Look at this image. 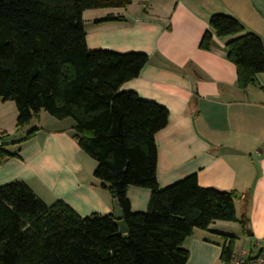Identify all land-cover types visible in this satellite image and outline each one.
I'll return each mask as SVG.
<instances>
[{
    "label": "trees",
    "instance_id": "16d2710c",
    "mask_svg": "<svg viewBox=\"0 0 264 264\" xmlns=\"http://www.w3.org/2000/svg\"><path fill=\"white\" fill-rule=\"evenodd\" d=\"M132 0H0V101L15 103L16 127L44 110L73 120L72 135L94 161L93 176L120 207L127 232L112 213L82 216L63 200L45 203L22 179L0 185V264H185L184 240L215 220L235 221V191L198 184L195 173L165 187L156 179L155 133L168 110L120 86L138 76L142 52L89 49L82 13L121 8ZM119 19L107 15L101 20ZM199 47L225 40L241 89L264 71L262 39L233 16L212 14ZM32 128L19 140H28ZM0 161L17 151L5 149ZM150 190L145 211L132 212L127 187ZM224 239L226 264L234 237Z\"/></svg>",
    "mask_w": 264,
    "mask_h": 264
},
{
    "label": "crops",
    "instance_id": "0c3cea01",
    "mask_svg": "<svg viewBox=\"0 0 264 264\" xmlns=\"http://www.w3.org/2000/svg\"><path fill=\"white\" fill-rule=\"evenodd\" d=\"M215 13L235 17L264 44V0H132L82 13L89 49L148 56L120 90L168 110L155 133L158 186L195 173L201 186L237 193V220L194 228L183 242L185 264H221L222 234L233 236L232 252L244 249L247 259L264 246V71L241 89L225 40L213 36L209 49L199 47ZM109 14L120 18L101 20ZM5 102L0 118L6 108L15 110ZM40 121L32 137L11 145L17 154L0 161V185L22 179L47 204L63 200L82 216L112 213L113 197L94 178L96 163L73 137V120L48 114ZM126 195L132 212L146 210L148 188L130 185Z\"/></svg>",
    "mask_w": 264,
    "mask_h": 264
},
{
    "label": "rangeland",
    "instance_id": "374dc122",
    "mask_svg": "<svg viewBox=\"0 0 264 264\" xmlns=\"http://www.w3.org/2000/svg\"><path fill=\"white\" fill-rule=\"evenodd\" d=\"M87 17V14H85V19ZM8 102H5L7 104L5 105H10L13 109L15 108L14 112L11 113V110L9 108H6L4 111V114H1L0 118V124L2 125V128H5L6 130L0 131V137L1 140L4 142V147L5 149L9 150L11 149V145H16L20 144L19 140L22 139L26 133L31 130L32 128H38L41 125L40 117L42 119V115H48L47 112L44 110H40L37 114L33 116L31 121L22 127H16L15 121H16V106L15 103L12 100H6ZM42 113V114H40ZM15 114V115H14ZM24 142V141H23ZM18 147H16L17 149Z\"/></svg>",
    "mask_w": 264,
    "mask_h": 264
},
{
    "label": "built area",
    "instance_id": "2783aa9c",
    "mask_svg": "<svg viewBox=\"0 0 264 264\" xmlns=\"http://www.w3.org/2000/svg\"><path fill=\"white\" fill-rule=\"evenodd\" d=\"M226 264H264V246L261 247L258 255L248 259L245 257L244 249H241L238 252H232L229 261Z\"/></svg>",
    "mask_w": 264,
    "mask_h": 264
},
{
    "label": "water",
    "instance_id": "95a60500",
    "mask_svg": "<svg viewBox=\"0 0 264 264\" xmlns=\"http://www.w3.org/2000/svg\"><path fill=\"white\" fill-rule=\"evenodd\" d=\"M113 218L117 220L119 229L121 232L126 233L127 227L125 225V222L123 220V215L121 212L120 207L117 205V202L113 199V212H112Z\"/></svg>",
    "mask_w": 264,
    "mask_h": 264
}]
</instances>
